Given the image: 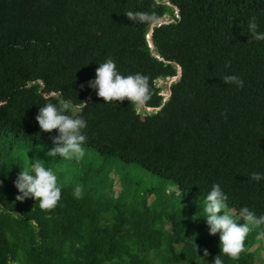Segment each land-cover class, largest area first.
<instances>
[{
	"label": "trees",
	"instance_id": "16d2710c",
	"mask_svg": "<svg viewBox=\"0 0 264 264\" xmlns=\"http://www.w3.org/2000/svg\"><path fill=\"white\" fill-rule=\"evenodd\" d=\"M129 10L154 19L133 23ZM252 17L264 33V0H0V264H258L264 225H249L232 259L203 210L219 184L237 223L245 206L264 215V179H250L264 174V41ZM109 57L122 75L150 78L159 111L97 96L87 82ZM180 67L165 101L156 80ZM52 93L82 109L79 161L47 155L58 130L41 132L35 117ZM36 163L61 186L50 212L16 200L14 181Z\"/></svg>",
	"mask_w": 264,
	"mask_h": 264
},
{
	"label": "clouds",
	"instance_id": "9594fccd",
	"mask_svg": "<svg viewBox=\"0 0 264 264\" xmlns=\"http://www.w3.org/2000/svg\"><path fill=\"white\" fill-rule=\"evenodd\" d=\"M165 1V0H164ZM156 4L160 0H155ZM125 15L133 23L148 22L151 23L154 19L148 13L127 11ZM165 22V20H159ZM169 21V20H168ZM249 33L254 40L264 41V33L258 32V24L256 17H252L248 24ZM226 68L231 67V61L225 63ZM181 67L178 75L171 77L159 78L170 81L166 86L157 85L161 88V94L164 89L169 93L164 96L165 101L171 94L170 85L181 77ZM225 84L235 85L238 88L244 87V81L237 75H225L223 78ZM88 86L94 89L97 96L103 98L105 103H123L126 99L134 106V110L138 115L157 112L162 107L148 106V102L153 96V86L150 83V78L141 73L124 76L117 69L114 60L109 57L105 62L100 63L96 68V75L93 80L87 82ZM84 85H81L83 88ZM43 99L48 101L40 107L38 115L35 117L41 132L51 133L53 130H58V135L52 137L53 147L47 152L48 156H60L68 160L83 159L86 149L83 145L87 141V137L83 130L87 127L86 120L79 113L81 107L74 106L70 100L58 99L56 93L52 96H44ZM91 99V96L88 97ZM56 100V102H52ZM142 109V110H141ZM225 118L227 114L225 113ZM32 172L21 170L17 179L14 181L15 187L19 194L16 196L17 201H24L26 198H34L39 201V207L43 211L50 212L54 210L61 199V186L58 183V176L50 168L46 169L42 164L36 163L32 167ZM250 179L259 182L264 179V174L253 172ZM3 181H0V186ZM74 197L80 199L83 197V188L77 186L74 189ZM228 196L223 192L219 184H214L207 194L205 199L204 212L206 215V223L209 226L210 235L220 234V246L222 253L232 259H238L240 253L244 251L245 240L248 233L251 231L249 225L259 227L264 225V215L259 217L248 207H243L240 210L239 217L243 218L245 223L239 224L230 214L226 201ZM223 212V214H221ZM199 217L194 216L193 219ZM209 252L204 249L203 256H208ZM213 264H223V261L217 255Z\"/></svg>",
	"mask_w": 264,
	"mask_h": 264
},
{
	"label": "rangeland",
	"instance_id": "374dc122",
	"mask_svg": "<svg viewBox=\"0 0 264 264\" xmlns=\"http://www.w3.org/2000/svg\"><path fill=\"white\" fill-rule=\"evenodd\" d=\"M165 19H170V16L167 15ZM169 83H170V81H166V80H162V79H160V80L157 81V85H164V86H166ZM162 94H164V96L167 97V94H169V93L164 89V91L162 92ZM148 178L149 179H153V176L152 175L151 176L149 175ZM120 186H121L120 183H118L117 186H116V189L118 190L120 188ZM138 189L141 190L142 189V186H140V188H138ZM260 246H262V250H261V252L259 254H257V256H258L257 263L258 264H260V262H261L260 259H264V244L263 243L260 244V242H259L254 247L257 250Z\"/></svg>",
	"mask_w": 264,
	"mask_h": 264
}]
</instances>
